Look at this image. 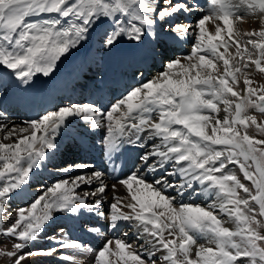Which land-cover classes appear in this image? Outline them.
Listing matches in <instances>:
<instances>
[{
	"label": "snow or ice",
	"instance_id": "1",
	"mask_svg": "<svg viewBox=\"0 0 264 264\" xmlns=\"http://www.w3.org/2000/svg\"><path fill=\"white\" fill-rule=\"evenodd\" d=\"M242 4L253 13L258 9L264 20V0H210L206 12L198 0H0V132L9 141L0 142V213L15 196L28 195L32 176L59 151L58 137L78 139L69 129L71 118H80L92 131L103 129L99 143L113 171L121 167L117 157L125 147L143 149L133 169L111 186L115 192L116 184L123 185L127 197H113L106 217L110 230L128 222L143 243L136 246L114 237L98 251L95 264H110L107 255L118 257L120 264H264V220L257 218L264 217V138L248 132L255 126L264 134V123L247 114L249 107L264 113V86L253 87L244 74L241 96L234 90L241 67L233 63L237 56H246L264 73V30L244 33L248 39L243 41L234 34L233 20L245 17L233 9ZM194 11L203 12L195 25L169 23ZM209 21L216 24L214 32L206 27ZM103 25L107 27L98 31ZM161 33L173 41L193 36L191 52L167 58L156 47L162 44ZM92 39L106 56H163L165 70L107 105L70 103L13 121L6 101L26 106L27 90L38 74L50 77L73 50L89 57L85 42ZM125 41L131 48L121 50ZM146 42L155 45L147 47ZM220 62L223 73L213 75L219 73ZM79 141L87 149L82 135ZM229 165H238L251 186ZM75 170L81 174L40 185V194L15 209L13 222H0V235L15 241L14 250L7 252L13 264L83 247L61 226L57 235L46 237L53 246L29 250L56 214L70 219L83 213L105 216L99 210L107 195L105 172L87 163L56 169ZM82 185L92 190L77 192ZM201 198L206 203L195 202ZM87 230L99 231L92 226ZM113 243L115 251L110 250Z\"/></svg>",
	"mask_w": 264,
	"mask_h": 264
},
{
	"label": "bare ground",
	"instance_id": "2",
	"mask_svg": "<svg viewBox=\"0 0 264 264\" xmlns=\"http://www.w3.org/2000/svg\"><path fill=\"white\" fill-rule=\"evenodd\" d=\"M236 2H238V0H233V3ZM198 3L203 12H206L211 6L210 0H198ZM242 6L243 4L239 8L233 9V11L237 13L240 12L239 10L244 7ZM203 12L194 11L192 14H178L173 17L169 21V23L180 24L181 22H183L185 25H195L197 18L201 16ZM234 20L239 21V19ZM218 23L223 26L222 21ZM238 24L243 28V31L245 33L249 32L251 29V23H248L246 21L239 22ZM215 26L216 24L211 21H209L206 25L209 32H214ZM106 27L107 25H103L98 29V31H103V29ZM236 29L237 27L233 25L234 34H236ZM189 31H191V29H189ZM222 35H225V33H222ZM239 38L242 40L241 36H239ZM161 40L162 44L166 43V46L172 47L170 48V50L174 51L172 55L173 59L188 55L192 49V46L190 45H193L195 43L193 36H187L183 40L177 39L173 41L167 36H164L163 33H161ZM146 44L152 47L155 45V42H146ZM92 45H94V48L90 50L91 55L89 57L85 58V56L82 54L83 50H73L72 53L68 54L67 59L62 58L63 62L58 63V70L55 72L61 73L62 77L66 78L64 87L51 88V92L47 96H41L39 93L32 92L28 89L27 95L30 102L26 106L17 105L12 101V99H8L4 106L11 115L12 120L21 122L29 118H35L37 115L42 114L46 110L53 109L55 106L63 107L68 106L70 103H79L80 101L86 103H88L89 101H99V103L103 105H107L109 102H115L116 99L120 98L122 95H125L132 87L139 85L141 76L139 78L135 76L136 74H138V70L143 69L145 71L144 74H146L149 70V66L152 65L150 59L142 60L140 57L128 56L125 59L121 60L118 54L113 56H106L104 52L99 49V45L96 43L95 39L85 42L86 49H90ZM129 47L130 43L125 41L121 45V50H128L130 49ZM157 51L160 52V50ZM221 51L223 50L221 49ZM235 51V47L230 49V52L232 54H234L233 52ZM159 57L160 56L157 55L154 58L156 59V61H158ZM75 59L78 60L74 62ZM181 62L183 63L184 61L182 60ZM234 62L236 63L237 60ZM158 66L159 65L155 66L157 69L154 70L152 68V65L151 72L154 71V74H157V71L159 70ZM97 72H99V74ZM92 75L95 77H90ZM12 83L14 86L16 82L13 81ZM13 90L15 89L13 88ZM75 92H77V95H73ZM98 92H100L102 97L98 95ZM95 93L97 94V98H94ZM82 94H87L88 98H86L87 96H82ZM53 97L56 100L54 103H51L49 99ZM71 120L72 123L78 121L77 125H79L80 123L83 124L81 127L79 125L78 129H72L70 126L69 131L75 134L78 139L74 140L72 136L68 134H64L58 137V142L60 145L59 151L53 159L43 164L42 167L35 172V174L32 176L31 183L41 182L48 185L51 182L55 181L57 177H62L64 175L78 171L81 172V170H75L64 173L60 171H54L53 169L54 167H56L58 161L62 158L63 152L67 149V147H71L75 150V152L70 158L77 162L87 163L91 165L92 170L99 169L102 172H105L103 179L108 186L107 195L105 196V200L100 206L99 210H105L109 212V203L114 202L113 197H127V189L123 185L116 184L115 192L112 191L111 186L116 183L118 179L123 178L133 169V166L138 162V157L141 153L134 152L131 154V156L129 154V165L124 170L122 176L120 178H117L115 174L108 173L106 158L101 151V145L99 143L100 139L92 140L93 138H95V136L89 135L90 129L80 118H72ZM84 128H87V133L83 134L77 132L78 130H83ZM98 131L101 132L103 131V129H99ZM3 135L4 133L0 132V138L2 139L0 142L8 143V141L3 140ZM81 135L84 138V142L88 144L87 149L80 146L79 137ZM14 139L15 137H13V140ZM129 148L130 147H125L121 152L122 155L129 152ZM42 176L43 179H41ZM46 179L47 181L45 182ZM95 186L96 185L94 183L93 187ZM86 188H88V190H92V188L88 185H82L80 189H77V192H83ZM32 191L34 190H30L28 187V195L26 197L18 196L17 199H20L21 202H24L25 204L32 198ZM89 199L93 198L90 197ZM195 202L206 203V201H203L202 198ZM39 208L40 206L38 205V210ZM106 217H108L106 216V214L104 217H102L95 213H83L79 217H73L70 219L66 214L58 213V219H56V221H62L68 229L69 238L78 240L83 245V247L62 249L59 250L57 254H53L51 256L33 255L27 258L26 264H95V258L98 254V251L104 247L106 241L113 240L114 237L120 238L119 232H116V230L113 234H111V230L108 227L109 219ZM5 223L8 224L7 221ZM85 225H87V227H95L99 229V231L89 232ZM51 226L52 222H50L49 226L47 227V233H52L54 229L59 228L56 223H54L52 227ZM123 226L124 228L120 229L121 232L124 229H126L125 232H129L127 237L123 238V240L130 243V241L134 240L135 238V242H137L135 228L132 227V225H130L128 222H124ZM47 236L49 235L42 237L40 241L32 244L29 250L36 252L38 249H46L53 246L52 241L46 238ZM140 243L142 244L143 240H140L138 241V243H135L133 245L138 246ZM110 250L115 251L114 243L110 245ZM113 258H116V263L113 262ZM106 259L110 261V264H120L118 257H115L113 255H107Z\"/></svg>",
	"mask_w": 264,
	"mask_h": 264
},
{
	"label": "rangeland",
	"instance_id": "3",
	"mask_svg": "<svg viewBox=\"0 0 264 264\" xmlns=\"http://www.w3.org/2000/svg\"><path fill=\"white\" fill-rule=\"evenodd\" d=\"M244 6V7H243ZM242 7V9H240L239 11L240 12H238V14L239 15H242V14H244V19L243 20H239V21H237V20H233L234 22H233V25L235 26V27H237V29H236V33H239V36H241V38H242V41L243 40H246V38H248L247 36H245L244 35V31H243V28L242 27H240L239 26V22H244V21H246V22H248V23H251V29H250V31H255V32H258V31H261V30H264V20H262L261 18H260V16H259V14H258V12L259 11H257L256 10V14L254 13L253 14V12H252V10H250V9H248V11H246V9H245V6L246 5H243ZM253 17V18H252ZM255 19V20H254ZM259 19H261V20H259ZM258 24H259V26H258ZM239 26V27H238ZM225 36H226V31H225ZM249 46H251V45H249ZM166 51V55L168 54V52H169V50H165ZM252 51H254V50H252ZM251 51V52H252ZM234 53V55H235V53H236V51L235 52H233ZM246 57V56H245ZM238 58H239V56H237L236 57V60H237V64L233 61V63L236 65V66H239V67H241V73L240 74H247V76H249V75H251L252 74V71H254V74H253V77H249L250 79H252L253 80V85H256V88L257 87H260L261 85H264V73H261L259 70H257L256 68L255 69H252V68H254L255 66L254 65H251L250 63H248V67L247 68H244V64H245V61L244 62H241V61H239L238 60ZM235 60V61H236ZM240 64H239V63ZM155 65H158L156 62H153ZM222 62H220L219 64H221ZM219 64H218V67H219ZM159 66H160V69H159V71L160 72H163L164 70H165V58H163L161 61H160V63H159ZM250 71L249 73H246L247 71ZM156 72V71H155ZM251 73V74H250ZM262 74V75H261ZM213 75H217V74H215V71H213ZM237 78L238 79H241L240 78V76L239 75H237ZM244 78H245V76L243 77V80L241 81V83L240 84H242V85H244V83H243V81H244ZM230 83H231V80H230ZM252 85V86H253ZM241 88L242 87H239V88H237L236 86H234V90H237V91H240L241 90ZM240 93H242V92H240ZM242 95V94H241ZM231 99H233L234 101L236 100V98H231ZM219 107H220V109H223V105L221 104V105H219ZM247 114L248 115H250V116H254L256 119H257V122L258 123H264V113H260L258 110H256L255 108H253V107H249V109L247 110ZM213 115H216V114H213ZM248 132H249V134L251 135V136H253L254 138H257V139H261V138H264V134H261L259 131H258V129L255 127V126H251L249 129H248ZM85 133H87V131L85 132ZM90 135V134H89ZM63 162H65V160H63ZM65 164V163H64ZM77 175H79V174H76V173H74V174H70V175H68V176H70V177H74V176H77ZM47 180H45V182H46ZM242 183H244V182H242ZM245 184V183H244ZM33 185H36V186H38V187H40V183H37V182H34L33 183ZM247 186H251V185H247ZM253 190V189H252ZM88 191V190H87ZM89 191H91V190H89ZM255 190H253V192H254ZM240 194H242L241 196H245L246 194H244V193H242L241 191H240ZM250 203L251 204H253L254 205V202H251L250 201ZM255 206V205H254ZM258 207V206H257ZM15 209H13V208H11L10 209V212H9V214H7L8 216V219H10V222H13V220H14V217H15ZM105 213H106V216H108V214H109V212L108 211H104ZM4 216V214L3 213H0V222H1V220H2V217ZM224 218V219H223ZM258 219H259V217H257ZM221 219L222 220H224V221H227L228 220V217L227 216H225V217H221ZM225 226H227V227H229V228H234L235 227V225L234 224H232V223H226L225 224ZM59 229V228H58ZM50 230V229H49ZM0 231H2V228H0ZM130 231V230H129ZM262 231H264V230H262ZM50 233V232H49ZM48 233V235H50ZM127 235H128V233H127ZM51 236V235H50ZM132 241V240H131ZM130 241V242H131ZM138 242V241H137ZM13 244H14V241H13V239L11 238V237H8V236H3V235H0V264H12V262H13V258L12 257H9V256H7V252H9V251H13L14 250V248H13ZM135 244V243H134ZM141 244V243H140Z\"/></svg>",
	"mask_w": 264,
	"mask_h": 264
}]
</instances>
